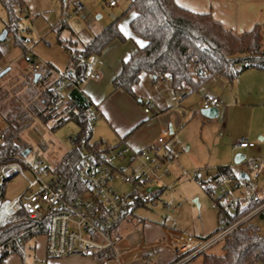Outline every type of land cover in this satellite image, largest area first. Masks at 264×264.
Returning a JSON list of instances; mask_svg holds the SVG:
<instances>
[{"label":"trees","instance_id":"obj_1","mask_svg":"<svg viewBox=\"0 0 264 264\" xmlns=\"http://www.w3.org/2000/svg\"><path fill=\"white\" fill-rule=\"evenodd\" d=\"M63 1V0H62ZM6 12L7 31L18 35L21 16L27 10L24 0H0ZM132 13L131 31L145 44L138 48L130 57L123 61L120 72L114 77V90H121L135 98V87L143 74H149L155 79L172 77L175 89L187 87L191 93H196L210 79L219 77L232 83L245 70L259 69L264 71V33L260 25L242 34H236L215 20L211 13H196L181 7L175 0H130L128 9ZM123 14V15H124ZM114 20L101 33L96 35L81 50H72L76 45L73 41L58 40L61 47L70 52L69 65L63 76L69 80L66 87L61 85V79H52L58 69L46 63L38 73L40 78L35 82L27 76L25 91L19 98H11L9 92L0 91V115L5 121L0 143V166L12 162L16 157H23V152L29 148L22 142L21 135L29 129L35 120L43 123L54 121L52 130H56L68 121L78 126V134L72 149L67 152L55 167L61 180L66 182V194L69 200L84 196L86 190L78 179V170L82 158L88 153H101L115 147L105 142L90 143L93 134L94 103L82 91L87 77V65L93 56L101 55L114 41L125 42L126 38ZM67 27L63 23L58 28L61 33ZM16 46L28 54L23 40L16 38ZM2 54L0 52V58ZM86 80V79H85ZM10 103L4 104L6 99ZM64 99L62 105L58 101ZM251 168V165H248ZM223 176L236 177L230 167H219ZM206 194L213 196L214 190L204 188ZM132 197L130 212L143 205ZM220 199L214 202L219 205ZM247 210L238 209L234 214H224L223 224H231L239 220ZM264 221V213L260 215ZM120 223V224H121ZM119 224V226H120ZM29 221L12 224L0 229V264H6L13 255L22 256L25 244L37 237L46 236L47 225L44 223L37 230H32ZM210 238V237H209ZM207 238V239H209ZM223 255L204 253L190 264H264V233L252 221L240 226L223 242ZM97 264L112 260V251L96 254ZM57 261V260H55Z\"/></svg>","mask_w":264,"mask_h":264},{"label":"rangeland","instance_id":"obj_2","mask_svg":"<svg viewBox=\"0 0 264 264\" xmlns=\"http://www.w3.org/2000/svg\"><path fill=\"white\" fill-rule=\"evenodd\" d=\"M24 1L28 10L21 16L18 35L14 31H7L6 12L0 4V52L2 54L0 58V73L10 69L7 74L0 78V91L9 92L10 99L19 98L25 91V79L27 76L33 78L35 75L28 70V60L24 57L23 50L16 46L17 37L20 40H25L23 41L25 50L31 58L40 59L44 63L52 64L58 69V72L54 73L52 77L53 80L63 76L70 58V52L57 44L58 32L51 31L52 28L62 22L64 14L67 13L65 2L62 0H47V8H39L36 13V8L41 5V0ZM79 1L84 6L83 13L76 15L69 10L66 24L71 29L61 32L60 36L63 41L76 42L72 50L76 51L83 48V45L90 40L91 30L98 32L109 26L114 21L110 17L112 13L118 18L117 26L126 38L125 42L114 41L101 55L93 56L89 59V62L94 65L96 73L102 74V79L100 82H95L94 78H92L95 74H91L88 71V78L81 87L84 94L94 103V108L92 109L94 119L93 134L90 143L93 144L96 141L103 140L108 146L114 147L118 139L113 137V128L105 120V117L101 116L104 105L108 108H114L110 104V101L114 100L115 106L120 109L125 117L138 114L144 115V106L139 103V98L134 99L123 91L120 93L114 90L112 79L107 76L111 74V71L115 72L118 69L121 64V58H125L127 53L130 54L132 50H137L136 44L142 40L131 31L130 21L132 13L124 14L128 9L130 0ZM111 1L116 2L117 6L111 8L109 6ZM5 32H7V36L2 39ZM241 83L243 84L244 82ZM254 96L257 98L261 97ZM10 99H6L4 104L10 103ZM128 99L133 100L135 106ZM0 107L2 109L4 106ZM148 116L152 117V114ZM53 123L54 121H51L46 124L37 119L29 129L22 133V142L27 144L31 150L29 156L26 157L29 162H33L38 157L48 167L54 168L60 163L64 155L72 149L73 142L79 131L78 126L74 122L68 121L58 129L52 130ZM5 125V121L0 115V130L5 129ZM230 125L234 124L230 123ZM230 129H233V127H230ZM233 131L234 134H240L238 130ZM199 133L200 130L199 132L198 129L194 130V134L197 136L194 140L195 143L191 144L200 149L207 148V145L204 146L205 143L201 142L202 133L201 135ZM256 144L258 148L260 142ZM257 148L244 151L247 155L246 161L238 168L251 175L250 182L254 187L264 190V184L253 178L251 168L248 166L253 161V158L260 160L264 165V156L257 151ZM237 153L239 152H232V157L234 158ZM182 169L187 172L193 171V169L188 167H183ZM174 173L172 176L164 177L162 185L166 188H163L164 190L159 194L155 202L135 208L132 214L129 215L128 220L118 228L116 234H119V238L115 247L116 253H129L137 247L153 244L157 238L164 237V227L192 236L212 234L210 237L225 227L224 224L220 225L218 209L212 207L214 200L219 196V191L214 190L213 196L210 197L205 193L204 188L202 189L194 181L193 175L176 181ZM27 176V173H24V176L17 174L7 180L4 187L1 188L2 199L11 200L24 192L27 187L25 181ZM201 176L204 175L202 174ZM115 187L125 192L130 190V187L123 183H118ZM167 206L172 211H168ZM252 223L260 227L261 232L264 233V221L260 216L254 218ZM222 246L223 244L220 243L208 252L215 255H223ZM166 252L161 250L159 256H165ZM154 257L156 258V256ZM123 259L132 261L133 255L128 254ZM30 260V258L27 259V264H40L38 259ZM42 264H56V262L55 260H49Z\"/></svg>","mask_w":264,"mask_h":264},{"label":"built area","instance_id":"obj_3","mask_svg":"<svg viewBox=\"0 0 264 264\" xmlns=\"http://www.w3.org/2000/svg\"><path fill=\"white\" fill-rule=\"evenodd\" d=\"M67 13L62 22L66 23L69 10L76 15H81L84 6L79 0H64ZM110 7L116 6L111 1ZM111 19L116 20L112 13ZM56 27L52 28L53 31ZM28 70L38 74L46 66L40 59H33L26 55ZM93 65L89 62L87 70L91 71ZM81 76L80 80L87 79ZM92 78L99 80L100 75ZM61 85L66 87L70 82L61 76ZM172 80V77H168ZM188 97L186 92H181L174 104L179 107ZM64 99L58 101L62 105ZM212 107L220 108L219 99L213 95H206L203 99V109ZM149 112V106L145 109ZM0 130V143L2 142ZM170 137L169 130L164 129L158 138L160 148L150 151H134L125 144L101 153H88L82 158L78 170V179L86 190L84 196L69 200L66 194V182L61 180L59 173L54 168L48 167L38 157L33 162L28 158L16 157L14 161L0 166V213L5 222L0 229L12 224L29 221L32 230H37L44 223L47 225L46 257L48 260H60L70 257L92 258L96 254L112 251L114 264H133L122 260V253H116L118 242L116 231L119 224L130 212L132 197L140 203L148 204L157 200L159 194L166 188L162 185L164 177L172 175L171 166L176 163L180 153L173 147H165ZM255 147L254 143L242 138L233 144V150L241 152ZM252 176L256 181L264 184V165L260 160L251 162ZM27 183L26 190L17 197L8 200L2 199L1 188L5 182L17 174L24 176ZM193 177L204 188L219 191V205L213 202V208L220 213L234 214L238 209L247 212L236 222L224 224L225 227L209 239H197L173 233L166 243L162 245L170 249L174 260L171 264H190L214 246L223 242L240 226L251 222L254 218L264 213V190L254 187L250 180L236 177L223 176L219 170L216 174H209L204 180L199 179L196 172ZM187 171L182 172L183 177L189 176ZM126 184L130 187L128 192H123L115 187L116 183ZM155 183V185H153ZM151 190V191H150ZM167 209L170 208L167 206ZM225 221V220H224ZM1 256V251H0Z\"/></svg>","mask_w":264,"mask_h":264},{"label":"crops","instance_id":"obj_4","mask_svg":"<svg viewBox=\"0 0 264 264\" xmlns=\"http://www.w3.org/2000/svg\"><path fill=\"white\" fill-rule=\"evenodd\" d=\"M175 1L181 7L193 12L211 13L215 20L219 21L227 28L232 29L236 34L250 31L256 25H260L264 33V0ZM40 4L41 5H38L36 8V13L39 8L46 9L48 1L41 0ZM27 10H25L24 13H26ZM59 27L60 26L57 25L52 32H58ZM70 29L71 28L67 25L62 32ZM104 29L99 30L98 32H93L91 30L90 40L85 43V45ZM57 34V44L59 45L58 40H61V33ZM144 44L143 41H139L136 44L137 49L142 48ZM133 51L135 52L136 50H132L130 54L127 53L125 58H121V64L118 69L115 72L111 71V74L107 76L108 78L110 77L113 81L114 77L120 72L123 61H126ZM90 72L91 74H97L94 65ZM101 79L102 74H100L99 80L94 81L100 82ZM241 82L244 83L242 84ZM117 92L122 93L121 90H117ZM181 92H186L188 97L181 102L179 107H175L174 104ZM206 95L217 97L221 103L219 117L216 119H208L201 114V111L203 110V99ZM254 95L261 97L257 98ZM138 98L140 99L139 103L144 106V115L142 114V116L138 114L125 117L120 109L115 106L116 104L114 100L110 101V104L114 106V108H108L104 105L102 109L103 113L101 116L105 117V120L113 128V137L118 139L116 140L117 142L115 141L116 144L114 147L125 144L134 151H150L154 148H160L157 144V137L161 135L164 129L169 130L170 137L167 139L165 147H173L180 153L176 163L171 166L172 175L173 172H175L174 177L176 176V181L190 177L182 176V172L184 171L182 169L183 167L193 169L192 172H189L190 175H193L192 173L196 172L201 180H204L209 174H216L219 167L225 166L233 169L236 175H239L240 177V174L244 171L238 167L243 165L246 159L241 164H236L234 162L235 157L233 158L231 153L236 152L233 150V144L242 138L247 139L251 143H255V147L247 150L256 149V143L260 142L257 151L264 156L263 70L255 68L245 70L232 83H229L224 78H212L196 93H191L187 87L175 89L168 77L165 79H155L149 74H143L139 84L135 87L134 99ZM128 100L132 102L133 105L135 104L133 100ZM147 106H149L148 113L145 111ZM151 114L152 117H149L148 115ZM230 123L234 125H230ZM230 127H233V129H230ZM196 129H198V132L200 130V135L202 133L201 142L203 141L202 143H205L204 146L207 145V148L200 149L191 144L195 143L194 140L197 135L195 136L194 130ZM233 130H238L240 134H234ZM247 150H242L239 153H244V151ZM202 174L205 177L201 176ZM194 181L197 183L195 179ZM116 184H118V182ZM203 188L204 187H202V189ZM168 211L172 210L170 209ZM219 221L220 225L224 223L221 214H219ZM123 223H121L120 226H122ZM120 226H118V228ZM163 233L164 237L157 238L156 242L149 246L137 247L132 252L122 253V260L125 261L123 258L128 254H131L133 255V260L126 261L133 264H171L174 257L170 249L162 245V243H166L173 233L197 239H207L212 235L205 234L204 236H192L178 233L168 227L163 228ZM117 237L119 238V234H117ZM161 250L167 251V256H159ZM154 256H156V258ZM29 258L31 259L30 261L34 260V258L38 259L40 264L49 261L46 257L45 236L37 237L28 241L22 250V256L13 254L8 258L6 264H27V259ZM113 259L106 261L104 264H114L112 262ZM55 262L56 264H97L95 259L88 257H70Z\"/></svg>","mask_w":264,"mask_h":264},{"label":"water","instance_id":"obj_5","mask_svg":"<svg viewBox=\"0 0 264 264\" xmlns=\"http://www.w3.org/2000/svg\"><path fill=\"white\" fill-rule=\"evenodd\" d=\"M64 1V0H63ZM7 36V32L4 33L2 39H4L5 37ZM10 71V69H7L5 71H2L0 73V78L3 77L5 74H7L8 72ZM40 74H36L35 75V82H37L40 78ZM201 114L205 117H207L208 119H216L219 117V108H215V107H212L210 109H203L201 111ZM31 153V150L28 148L26 149L24 152H23V157H28L29 154ZM246 159V155L244 153H237L236 156H235V159H234V162L236 164H241L242 162H244V160ZM240 177L247 180L248 179V176L245 172H242L240 174ZM151 191V190H150Z\"/></svg>","mask_w":264,"mask_h":264},{"label":"bare ground","instance_id":"obj_6","mask_svg":"<svg viewBox=\"0 0 264 264\" xmlns=\"http://www.w3.org/2000/svg\"><path fill=\"white\" fill-rule=\"evenodd\" d=\"M5 222L4 216L0 213V225Z\"/></svg>","mask_w":264,"mask_h":264}]
</instances>
